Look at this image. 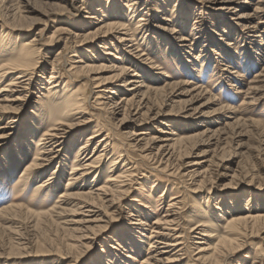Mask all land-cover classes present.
I'll use <instances>...</instances> for the list:
<instances>
[{"label":"bare ground","instance_id":"6f19581e","mask_svg":"<svg viewBox=\"0 0 264 264\" xmlns=\"http://www.w3.org/2000/svg\"><path fill=\"white\" fill-rule=\"evenodd\" d=\"M65 1L78 2L75 10L87 14L84 17L85 24L92 28L83 35L68 29L55 28L47 38L48 42L45 43L52 45L65 40L67 44L73 39L76 49L88 39L93 40L101 50L99 53L104 55L103 58L98 56L95 59L99 58L107 63L101 65V68L119 74L114 78L116 82L100 80L97 77L90 78L91 88L88 87L87 95H83L80 91L84 86L70 87V83L64 80V72L70 76L94 68L88 64L94 57L88 58L87 62L79 58L71 60L76 57V52L72 51L70 59L61 62L58 58L61 52H57V55L48 62L51 71L48 73L47 87L44 90L45 97L52 101V105L48 106L46 111L41 110L39 114L37 111L31 112L30 120L25 123L22 140L14 141L15 146L20 144L24 146L23 153H19V156L23 157L25 152L27 153L24 159L19 158V162L24 165L16 178L15 187L24 189L27 186L25 181L29 178H42L49 168L54 166V161L68 149L70 145L68 142L72 136L71 141L75 143H80L84 139L77 148L71 150V159L69 154L64 160H60L56 169L33 188L32 195L35 197L41 191L44 192L55 185L59 187L60 172L67 167V163L70 164L65 186L57 202L47 211L40 213L39 218L61 220L65 215L78 216L63 223L67 230L76 232L75 237L79 240V244L102 239L107 230L101 231L97 236L94 234L103 227L102 224L107 220L116 221L112 216L118 211L127 213V225L119 230L118 235L107 244L105 250L100 251L103 258L99 256L95 264H246L245 260L235 259L242 256V248L254 244L256 237L261 239V244L254 249L251 264H264V238H260L264 237L262 236L264 214L248 211L231 215L222 228L223 231L215 226L214 219L204 220L207 217L203 208L196 202L188 199L185 201L187 197H183L184 194L201 191L198 184L205 179L203 174L206 171L200 170L203 162L199 160L188 164L180 162L181 158L188 155L187 144L190 137L182 138L175 132L168 133L163 127L156 130L157 134L150 136L146 126L152 121H159V114H152L148 109L149 96L153 94L163 92L167 101L189 97V100H186L189 104H192L190 102L196 97L203 99L206 96L211 97L212 88L202 83L203 71L209 70L213 78L223 77V81L226 80V85H229L226 88H232L241 96L245 110L264 99V0H256L251 12L239 13L235 20H231L230 25L223 19L230 13L244 9L249 0H191L190 6L182 5V0L171 1V4L167 0H150L142 4L141 0H125L126 4L123 7L127 8L126 13L120 7L122 0H110V4L107 0V5L99 3L98 8L94 10L89 8L86 0ZM143 5L142 10L145 12L142 10L139 12L138 6ZM170 5L173 16L164 15L157 19L160 21L157 29H162L171 37L163 35L167 42L158 43L155 49L160 51L164 46L169 48L168 52L174 54L172 60L179 61V64L184 61L183 66L192 72L197 71L199 79L173 82L170 78L172 81L165 83L164 88L145 87L136 78L140 76L125 63L134 65L137 61L145 65L152 64V73L159 69L146 57L141 45L144 42L148 44V38L149 41L155 42L158 36L152 32L154 35L149 37L147 33L155 27L152 26V21L156 20L157 14L170 11L168 9ZM164 7L166 9H162ZM197 8H200L198 12ZM204 9L212 12L210 15L213 17V25L210 30L199 26L207 20L205 18L207 14L201 11ZM149 13H153L154 17L148 18ZM136 14H141L138 20H135ZM46 16L50 18L49 15ZM190 20L194 22L188 27ZM127 21L137 23L133 32H129L125 25ZM232 24L241 25L242 29L239 33L244 39V44L247 48L253 49L249 52L251 58L247 61L248 65L260 64L259 71L258 69L255 73L250 71L254 74L249 77L245 86L241 84L244 75L234 62V58L236 59L234 44L230 43L233 34ZM0 26L8 27L1 16ZM77 30L83 32L81 29ZM237 31L236 29L235 33ZM190 37L191 40L188 39ZM34 41V39L26 41L19 49L17 57L0 66V151L11 139L16 127L20 126L21 120H26L22 117V111L30 92L38 89L36 85H39L38 92L44 97L40 90L44 88H40V84L42 85L46 79L39 75L41 68L38 69L36 61L40 49L33 47ZM139 41L142 43L140 44ZM76 42H79L80 46ZM113 42L116 43L115 46ZM196 48H199L198 54L193 57L190 51ZM117 50H121L122 54ZM186 55L189 57L191 55L193 62L189 61ZM213 55L217 58H213ZM213 59L215 60L213 63L217 64L215 66L210 65V60ZM64 63L69 64L62 68ZM131 72H134L132 78L123 80V76ZM157 73L154 74L167 77L163 72ZM235 84L241 86L236 87ZM92 93L95 98L89 103L88 97ZM118 94L122 96L117 98ZM227 100L230 102L229 99ZM40 104L42 105L43 102ZM87 106L100 112L105 122L110 125L112 124L110 121L117 116H123V121L129 114L134 126L126 137L128 140L119 133L114 136L101 125H95V129L89 134L88 131H83L91 122L90 118L82 116V113L88 110ZM143 109L146 110L144 112L147 113L146 116L141 113ZM238 112L239 108H233L229 103L220 108L218 114L207 120H204V116H200L198 109L194 108L187 110L185 117L192 121L203 120L205 125L202 124V127L205 128L202 134L208 137V143L217 146L227 136V130L230 128L242 124L245 129H257L256 122L243 119L244 117L237 118ZM222 121L225 123L223 124ZM210 124L218 127L210 129L208 128ZM40 128L42 132L35 139ZM256 134L262 138L263 147H259V156H261L264 153V128H259ZM129 150L137 153L136 160L127 157ZM30 155L32 158L29 160ZM110 160L111 164L107 167L106 176L102 177V170ZM150 171L160 173L173 180V183L154 178ZM200 178L201 181L197 183ZM159 190L161 192L158 193ZM226 205L215 207L219 212L217 217H221L223 221L225 215L230 213L228 206L231 204ZM22 207L10 205L0 209V214L22 211ZM188 211L199 216V220L190 219L191 217L187 215ZM260 224L262 227L256 230ZM58 261L60 262L56 264L78 262L77 258L70 259L67 255L60 256Z\"/></svg>","mask_w":264,"mask_h":264},{"label":"rangeland","instance_id":"374dc122","mask_svg":"<svg viewBox=\"0 0 264 264\" xmlns=\"http://www.w3.org/2000/svg\"><path fill=\"white\" fill-rule=\"evenodd\" d=\"M145 1L150 0H141L140 3L142 4ZM171 1L174 2V0H167L169 4H171ZM255 1L256 0H249V3L245 5L244 9L237 13H230L223 19V21L230 25L231 20H235L239 13L251 12L254 8ZM106 2L107 0H86V3H89V8L92 10L98 8L99 3L104 4V6L107 5ZM191 2V0H182L181 4H188L190 6ZM108 3L110 4L111 1L109 0ZM125 4V0H122L120 7H122V10L126 13L127 8L123 7ZM77 5L78 2L72 3L65 0H0V16L8 26H0V66L6 61L15 58V56L17 57L21 46L26 41L34 39L33 47L40 49V54L36 61L38 69L41 68L39 75L41 74V76H44L46 79H44L45 81L42 82V85L40 84V88H44L40 89L42 90L41 93H43L44 97L39 94V85H36L38 89H34L30 92L31 94L27 97L25 102L26 105L22 111V117L26 120H21L20 126L16 127L11 139L8 140L6 145L0 151V209L10 205L23 206L22 211H12L7 214H0V264H56L60 262L58 259L63 255L70 256V259L77 258V264H95L99 256L103 258V254L100 251L105 250L107 244L111 243V240L118 235L119 230L127 225V213H125V211H118L112 216V219L116 221L108 222L109 220H107L106 223L102 224L103 227L94 233L97 236L101 231L107 230L106 237L103 236L100 240L94 239L87 244H79V240L75 237L76 232L67 230L63 223L65 220H70L78 216L73 215V217L65 215L64 217H61V220L49 217L39 218L40 213L47 211L57 202L58 196L62 193V189L65 186L70 164L67 163V167L60 172L61 185L59 187L55 185L44 192L41 191L35 197L32 195L33 188H35L43 178L46 179L52 170L56 169L57 163L60 160H64L69 154L71 159V150L77 148L84 139L81 140L80 143H75L74 141H71L73 138L72 136L68 142V144H72V146L68 145V149L63 151L60 158L54 161V166H52V168L50 167L49 171L45 173L42 178H29L25 181L27 186L24 189L15 187L16 178L21 171V167L24 165V163L19 162V158L22 156H19V153H23L24 146L20 144L18 146L16 145V147L14 141L16 142L17 139L22 140L24 129L26 128L25 123L27 120H30V117L32 116L31 112L37 111L39 114L42 111H46L47 107L52 105V101L45 97L46 92L44 90L47 87L48 73L51 71L48 62L57 55V52H61V54L58 55L61 62L70 59L69 56L72 54V51L76 52V57H73L71 60H78L79 58L87 62L88 58L93 59L94 57L92 62H88L89 66H93L94 68L85 69L82 70V72L70 76L67 75V72H64V80L65 82L70 83V87L75 88L76 86H84L80 91L83 95H87L88 87L91 88L89 82L92 77H97L100 80L117 81L114 78L119 73L105 71L104 68H101V65H107V63L102 59H95L98 56L102 58L104 57L101 52L99 53L101 50H99L97 47L98 44L95 41L88 39L86 43L81 46L79 45V42H76L78 46H80V48L76 49L74 43L75 40L73 39L67 44H65V40L52 45L45 43L48 42L47 38H49L54 32L55 28L68 29L76 33H82V35L90 31L89 29L92 27L85 24L86 20L84 17L87 14L81 11L77 12L75 10ZM143 8L144 5L138 6L139 12ZM162 9L166 8L164 7ZM168 9L170 11L167 13L157 14L156 20L153 19L152 21V26L155 27H152L150 32L147 33L149 37H152L154 34L158 36L157 39H155V42H153V40L149 41L150 38H148V44L144 42L141 45L144 54L147 55L146 57L156 64L159 69L156 71L154 70L152 73V64L146 63L147 65H145L136 61L133 65L124 62L127 67H130L138 74V76H140L139 78H136L140 83L142 82V85L145 87L160 89L166 86L165 83L172 81L171 79H173V82L193 81V79L195 81L199 79L197 71L192 72L183 66V64H185L184 61L179 64V61L172 60L174 54L168 52L169 48L167 49L164 46L160 51L155 49L157 48L158 43L163 41L167 42V39L163 37V35L171 37L162 29H157L160 22L157 19L164 17V15H168L167 17L173 16V13H171V5ZM199 10L200 8H197V12ZM201 11L207 14L205 15L207 20L204 21L203 25L200 23L199 26L202 29L210 30L213 25V17L210 15L212 12L209 9ZM143 12H145V10ZM46 15H49L50 18L48 19ZM140 15L141 14H136L135 20H138L141 17ZM149 15L148 18L154 17L153 13H149ZM193 22V20H190L188 27H191ZM218 22H220V20ZM70 23H72V25H70ZM125 25H127L129 32H133L137 23L135 21L131 23L130 21H127L125 22ZM231 28L233 29V34L230 37V43L234 44V51H236V59L234 58V62L244 75L241 84L242 86H245L249 77L257 72V69L258 71L260 70V64L257 65L252 63L248 65L247 61L251 58V53L249 52L253 49L245 46L244 39L239 33L242 29L241 25L235 26L232 24ZM77 29H81L83 32H78ZM236 29L238 31L235 33ZM226 31L228 32V30ZM152 32H154V34ZM188 39L191 40V37ZM172 42L173 41H171V43ZM139 43L141 44L142 41H139ZM113 44L114 46L116 45L114 42ZM62 48H64V50H62ZM198 49L199 48H196V50L194 49V51H190L193 57L197 56ZM165 50L167 52H165ZM117 52L121 53L122 51L117 50ZM191 55L190 57L186 56L189 57L187 58L189 61L192 60L193 62ZM212 57L217 58L216 55H213ZM214 61V59L212 61L210 60L211 66L214 64ZM68 64L64 63L62 68L67 67ZM125 65L124 67H126ZM178 65H180V67ZM187 65H189V62ZM215 65L217 64H214V66ZM231 68H233V65H231ZM250 71H253L254 73H250ZM134 72L126 73V76H123V80L132 78L131 76ZM162 72L167 77H159L154 74ZM202 73H204V75L202 77L203 82H201L204 86L212 88L213 93L211 97L206 96L204 99L196 97L193 102H190L192 104H189L186 102V100H189V97L175 98L172 99V101H167L163 92L153 94L149 96L150 102L148 109H150V113L152 114H159V121H152L146 126L150 136L157 134L156 130L163 127L168 133L175 132L182 138L190 137L187 144L188 155L185 158H181L180 162L188 164L191 161L199 160L200 162H203L200 170L206 171L204 172L205 175L203 174L205 179L202 180L201 184H198L201 191L195 194H184L183 197H187L184 200L186 201L188 199L192 202L198 203L203 208V212H206L207 218H204V220L214 219L215 226L218 228L220 227L223 231L222 228L225 226L226 221L229 220L231 215H237L243 212L247 213L248 211H257L264 214V153L259 156V149L263 147V145L261 143L262 138L256 134L259 128H264V99L255 105L256 107L252 106L245 110L242 105L241 96L236 94L235 90L232 88H226L229 85H226L227 82L226 80L223 81V77L220 79L213 78L211 77L209 70L206 72L203 71ZM153 76L155 78H152ZM235 85L236 87L241 86L237 84ZM93 94L94 93L88 97L89 103L95 98V95ZM120 96H122V94H118L117 98ZM227 99H229L230 102ZM118 100L119 99H116V101ZM40 102H43V104L41 105ZM229 103L233 108H239L237 118L244 117L243 119L246 118L256 122L257 129H245L242 124L235 128L233 127V129L230 128L227 130V138L225 137L224 140L215 146L208 143V137L205 134H202L205 128L202 127L203 120L192 121L188 119V117H185L187 110L194 108L198 109V114L200 116H204V120H207L212 116H215L214 114H218L220 108ZM87 107L88 110L82 113V116L84 118H90L91 122L83 131H88L87 134H89L95 129V125H101L105 126V130H109L114 136H117L119 133L124 136L125 140H128L126 137L133 130L134 126L132 117L129 114L124 117L123 121V116H117L114 120L110 121L112 122L110 125L105 122L103 115L100 112L94 110L90 106ZM145 111L146 110L143 109L141 113H144ZM146 115L147 113H144V116ZM222 123L224 124L225 121H222ZM204 125L205 124H203V126ZM210 125H208V128L210 129L218 127L217 125ZM42 128L37 130L35 139L41 134ZM235 135H240L241 137H236ZM150 136H147V138ZM31 155L29 156V160L32 158ZM26 156L27 153L25 152L20 159H24ZM127 157L135 158L136 160L137 153L129 150ZM110 164L111 160L108 161L102 170V177L106 176L107 167ZM150 172L153 174L154 178H159L161 181L167 183L169 181L170 184L173 183V180L160 173L155 171ZM200 181L201 178L197 183ZM161 190H159L158 193L161 192ZM227 203L231 204L228 206L230 213L225 215V221H223L221 217H217L219 212L215 210V207L227 206ZM187 215L189 218L191 217L190 219H194V221L199 220V216L194 215L189 211L187 212ZM261 227L262 224H260L256 230ZM222 231L220 234H222ZM262 236H264V233ZM236 243L239 244V242ZM260 244L261 239L256 237L254 239V244L242 248V256L237 257L235 260H245L246 264H251V256L253 255L254 249Z\"/></svg>","mask_w":264,"mask_h":264}]
</instances>
